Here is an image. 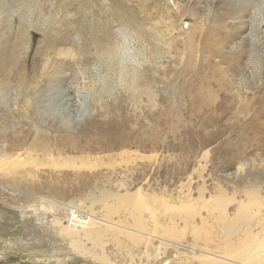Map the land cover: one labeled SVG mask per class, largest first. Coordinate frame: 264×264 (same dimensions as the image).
Instances as JSON below:
<instances>
[{"label":"rangeland","instance_id":"1","mask_svg":"<svg viewBox=\"0 0 264 264\" xmlns=\"http://www.w3.org/2000/svg\"><path fill=\"white\" fill-rule=\"evenodd\" d=\"M65 1L84 40L65 41L69 27L37 21L20 42L17 31L28 23L15 14L9 33L0 25V42L27 66L38 115L50 116V156L103 161L93 172L46 169L43 187L22 184L33 193L16 205L3 190L0 264H103L77 252L54 224L66 209L40 200L70 205L87 180L99 187L108 177L111 187L142 186L175 201L264 200V0ZM19 79L0 81V115L12 116L0 121V156L24 150L19 141L7 148L15 138L34 141L14 113L22 108ZM104 136L126 142L106 148Z\"/></svg>","mask_w":264,"mask_h":264},{"label":"bare ground","instance_id":"2","mask_svg":"<svg viewBox=\"0 0 264 264\" xmlns=\"http://www.w3.org/2000/svg\"><path fill=\"white\" fill-rule=\"evenodd\" d=\"M69 5L65 0H0V25L9 33L12 17L16 14L20 23H28L17 31L16 38L20 42H28L27 29L34 28L37 21L69 27L63 37L65 41L84 40L80 27L69 18ZM47 7L49 9L44 11ZM46 40L54 41L53 38ZM18 59L16 52H8L0 42V81L16 73L20 75L17 83L22 108L18 107L14 113L19 121L31 127L30 138L34 140L13 138L15 141L7 148L19 141L24 150L11 154L6 149L5 155L0 156V178L11 181L5 183L0 179V193L4 190L15 196V205L21 203V195L33 193L22 189V184L34 186L32 182L38 180V185L43 187L46 169L93 172L103 161L91 160L86 155L50 156V116L46 121L38 115V96L27 90L29 71ZM2 86L0 82V93ZM11 117L10 112H4L0 121H8ZM45 122L46 127L38 125ZM100 138L101 145L106 148L126 142L107 136ZM38 151H42V156L36 155ZM111 165L107 162L106 166ZM38 171H41L40 175ZM26 177L32 180H25ZM79 179L85 178L80 176ZM105 180L99 187L87 180L86 187L79 188L81 196L74 198L71 207L52 197L40 196L41 205H47L55 212L60 206L66 209L68 216H57L53 222L59 225L60 232L69 237L71 246L80 254L103 264H264V200L260 197L248 202L234 197L218 200L219 196L215 194L196 200L188 194L177 196L175 201L148 193L142 186L130 191L124 189L125 184L117 182L116 188L111 187L110 178L105 177ZM245 194L253 195L255 191L249 190ZM0 198L3 200L2 196ZM196 217L200 222H196ZM112 257L122 261L115 263Z\"/></svg>","mask_w":264,"mask_h":264}]
</instances>
